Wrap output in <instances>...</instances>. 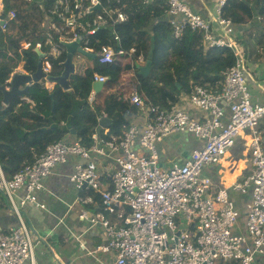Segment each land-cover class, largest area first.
Returning a JSON list of instances; mask_svg holds the SVG:
<instances>
[{"label": "built area", "instance_id": "2783aa9c", "mask_svg": "<svg viewBox=\"0 0 264 264\" xmlns=\"http://www.w3.org/2000/svg\"><path fill=\"white\" fill-rule=\"evenodd\" d=\"M59 1L64 5L59 16L61 24L51 22L47 27V44L52 47L44 55L46 73L52 69L49 58L61 54L62 43L81 38L80 46L94 53L89 46L90 37L109 20L122 22L127 18L121 8L103 6L102 0ZM166 1L169 22L177 38H182L186 30L194 34L202 32L206 47L227 46L234 51L236 62L224 72L223 87L212 90L196 85L183 102L169 106L145 103L135 90L130 98L139 112L145 114V122L131 123L122 138L104 139L95 134L92 147L83 145L77 138L60 140L50 144L42 156L11 179L0 165V191L19 218V225L10 233L0 227V264H25L34 259V242L23 208L29 204L45 208L38 197L44 187L43 180L70 155L86 160V164L76 166L71 180L79 191L99 193L103 206L101 213L90 216L84 210L80 217L103 226L108 243L99 246L96 252L114 251V264H257L258 254L264 253V144L259 130L264 103L252 99L245 59L233 37L235 24L222 16L227 0L218 1L217 26L183 0ZM3 6L0 0V9ZM15 15L11 11L7 19L0 17L3 30ZM54 33L58 34L57 41ZM26 46L29 48L31 43ZM37 48H42V44L38 43ZM97 53L99 62L106 64L125 60L134 49L126 50L120 35L114 32L112 42L103 45ZM107 80V76L95 74L93 81ZM95 95L92 90L90 101ZM226 109L230 112L228 121L224 120ZM246 130H250L248 145L253 168L244 182L235 183L234 188L242 192L250 188L252 192L247 232L236 234L234 226L239 210L228 191L219 189L216 193L212 179L202 172L220 164ZM105 131L107 134L108 130ZM183 131L204 139L205 144L194 149L183 164L164 169L158 142ZM96 155L116 162L107 187L103 186L94 160Z\"/></svg>", "mask_w": 264, "mask_h": 264}, {"label": "trees", "instance_id": "16d2710c", "mask_svg": "<svg viewBox=\"0 0 264 264\" xmlns=\"http://www.w3.org/2000/svg\"><path fill=\"white\" fill-rule=\"evenodd\" d=\"M3 2L0 17L7 19L11 11L16 15L6 23V30L0 25V86L8 83L22 61H25L27 73L37 70L39 54L36 46L41 43L43 52L49 53L52 46L47 44V27L51 22L61 24L59 16L64 10L59 0ZM102 2L106 7L121 8L127 18L122 22L109 20L90 37L89 46L94 53L99 52L103 45L112 42L116 32L126 50L134 49L133 55L124 61L103 64L97 57L77 54L75 60L80 63L76 62L78 68L76 66V71L70 75V90L59 84L50 88L42 81L33 84L28 94L15 96L5 105L4 93L0 89V164L8 179L34 163L50 144L67 138L73 129L76 132L73 139H80L87 147L95 144V134L104 139L122 138L132 123V115L140 110L131 101L133 91H138L145 103L150 101L169 106L179 102L182 96H189L196 85L221 89L224 72L236 62L230 47H206L202 32L194 34L186 30L182 38H177L169 22L166 0ZM222 16L231 19L235 26L252 23L256 30L260 29L258 33L264 39V0H227ZM55 38L57 41L58 35ZM236 38L238 47L243 45L244 53L256 49L255 45L248 47L251 44L246 43L245 38ZM22 39L31 46L22 49ZM61 46V54L49 58L54 76L63 72V62L67 58L65 43ZM142 57L146 63L151 61L148 75L140 72ZM95 74L107 76L108 80L102 91L90 101ZM123 74L132 77L124 79ZM104 114L110 120L106 126L109 129L107 134L101 124ZM80 193L83 198L85 194L98 195L87 189ZM0 196L7 200L1 191Z\"/></svg>", "mask_w": 264, "mask_h": 264}, {"label": "crops", "instance_id": "0c3cea01", "mask_svg": "<svg viewBox=\"0 0 264 264\" xmlns=\"http://www.w3.org/2000/svg\"><path fill=\"white\" fill-rule=\"evenodd\" d=\"M183 1L190 4L195 11L202 14L205 18L211 20L214 26H217L215 18L218 14L219 0ZM2 5H4L3 0ZM168 17L170 16L168 15ZM256 29L257 27L252 23L242 27L235 26L233 37L236 41L238 36L240 40L245 38L246 43L251 44L248 47L252 45L256 47L254 51L244 53L243 45L239 44L241 54L245 59V74L248 87L252 93V99L256 103H264V39L258 33L260 29ZM56 35L58 34L54 33V37ZM27 43V40L22 39L20 41L21 48L27 49ZM40 51L43 52L42 48H40ZM76 62L78 63V61ZM145 63L143 57L140 58L139 67L144 66ZM78 64H76L77 68ZM15 72L27 73L25 61L20 63L12 75ZM130 77H132L131 74H123L124 79H129ZM10 80L11 78L8 82ZM54 85L53 83L48 84L50 88ZM130 89H132V86ZM92 90L94 89L92 88ZM24 98L28 97L24 96ZM186 98L187 96H182L179 102H183V99ZM195 114L200 116L197 111H195ZM103 116L107 117L106 114ZM229 117V109H226L224 120L228 121ZM131 120L134 124L144 123L145 114L143 112L133 114ZM105 130L109 132L106 126L104 134ZM259 130L264 144V117L260 121ZM70 132L72 133L64 140H75L73 139V135L76 133L75 130L73 129ZM249 133L250 130H246L237 137L234 146L220 164L207 167L202 172L203 176H208L212 179L216 193L219 189L228 191L229 198L239 210L240 216L234 226L236 234H245L247 232L248 204L251 201L252 191L250 188L247 192L234 188L235 183L244 182L253 168L248 145ZM204 144V139L196 137L193 133L187 131L167 135L157 145L161 166L164 169H168L175 164H183L191 157L194 149L202 148ZM115 154H118V152ZM94 160L101 173L103 186L107 187L110 184L109 176L116 168V162L113 158L99 155H96ZM79 164H86V160L78 155H70L66 162L57 165L53 172L44 178V187L38 192V197L40 202L45 204V208H38L30 204L23 208L25 221L29 226L34 242V259L27 261L25 264L115 263L116 254L114 251L96 252L99 246L108 243V236L103 226L80 217L84 210L88 211L90 216L101 213L103 206L100 202L101 196L99 193L96 192L97 196L95 194H85L86 196L83 198L75 183L71 180V175ZM104 214L106 216L109 215ZM18 225V215L12 210L6 198L4 199L0 196V227L6 233H10ZM221 264L224 263L222 262ZM257 264H264V253L258 254Z\"/></svg>", "mask_w": 264, "mask_h": 264}, {"label": "water", "instance_id": "95a60500", "mask_svg": "<svg viewBox=\"0 0 264 264\" xmlns=\"http://www.w3.org/2000/svg\"><path fill=\"white\" fill-rule=\"evenodd\" d=\"M80 43H81V38H79L74 42H67L65 44L67 58L63 62L64 70L58 76H54L51 73H46L44 71L43 65H44L45 54L40 50H37L39 54L38 68L34 73L15 72L8 83H5L0 86V89L4 93V101H3L4 104L8 105L15 96L28 94L33 84L42 81H45L46 83L59 84L65 90L70 89L71 85L69 83V78L70 75L76 71V61H75L76 55L81 54L91 58L98 57L97 52L92 53L84 50L80 46ZM150 71H151V61H148L144 66L140 67V72L144 75H148ZM104 86H105V82L103 81H94L92 84V87L96 92V94L101 92ZM51 97L54 98V95L51 94ZM108 121L110 120L106 116H103L101 118V124L103 126H107Z\"/></svg>", "mask_w": 264, "mask_h": 264}, {"label": "clouds", "instance_id": "9594fccd", "mask_svg": "<svg viewBox=\"0 0 264 264\" xmlns=\"http://www.w3.org/2000/svg\"><path fill=\"white\" fill-rule=\"evenodd\" d=\"M66 44V43H65ZM66 48V47H65ZM36 50H40L39 48H37V46H36ZM44 53V52H43ZM45 54V53H44ZM49 73H51V71L49 72ZM49 84V83H48Z\"/></svg>", "mask_w": 264, "mask_h": 264}, {"label": "rangeland", "instance_id": "374dc122", "mask_svg": "<svg viewBox=\"0 0 264 264\" xmlns=\"http://www.w3.org/2000/svg\"><path fill=\"white\" fill-rule=\"evenodd\" d=\"M86 57L83 58V60H85ZM197 137V136H196Z\"/></svg>", "mask_w": 264, "mask_h": 264}]
</instances>
